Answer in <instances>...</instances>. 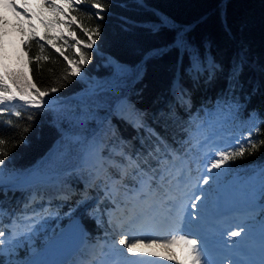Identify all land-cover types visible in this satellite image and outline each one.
Instances as JSON below:
<instances>
[{
    "label": "trees",
    "instance_id": "1",
    "mask_svg": "<svg viewBox=\"0 0 264 264\" xmlns=\"http://www.w3.org/2000/svg\"><path fill=\"white\" fill-rule=\"evenodd\" d=\"M94 4L103 5L102 21L95 16ZM37 9L42 12L41 30L27 32L26 65L6 64L0 75L22 74L23 87L57 88L50 96L61 101L39 111L13 102L0 113V139L6 141L0 145V177L18 179L34 171L43 175L19 185L0 180V207L5 210L1 231H6L7 222L24 226L29 218L44 214L52 218L50 223L57 221L61 229H68L67 234L79 228L93 242L112 231L116 215L121 216L118 207L128 210L133 200L142 208L155 200L168 204L167 192L175 187L179 191L178 174L186 171L182 161L197 173L199 165L191 160L200 152V140L235 137V143L251 127L253 139L258 144L264 141V0H83L73 10L66 9L69 20L63 23L68 33L57 29L58 13L46 6V0ZM97 24L100 35L93 37L95 45L83 46ZM178 36L202 59L222 65L224 75L218 73L207 82L204 74L194 82L187 74L188 53L176 46ZM40 44L45 45L42 50ZM78 48L88 62L73 75ZM238 54L246 60L239 77L243 87L228 91L227 71ZM177 80L187 90L183 102L173 95ZM7 82L19 93L12 80ZM118 102L124 103L123 111ZM96 140L103 143L102 175L82 161L84 148ZM223 168L216 176L223 181L232 179L240 185L257 173L264 188V144ZM140 179L153 197L140 192ZM111 185L117 190L114 194ZM251 185H245L247 194L252 193ZM128 195L132 200L126 199ZM258 198L264 201V191ZM245 218L264 240V207L247 212ZM125 226H120L122 232ZM64 237L60 234L61 242L54 244L37 242L33 253L21 251L22 264H43L52 253L54 263L66 264L59 248L66 243ZM84 255L79 252L73 261Z\"/></svg>",
    "mask_w": 264,
    "mask_h": 264
},
{
    "label": "rangeland",
    "instance_id": "2",
    "mask_svg": "<svg viewBox=\"0 0 264 264\" xmlns=\"http://www.w3.org/2000/svg\"><path fill=\"white\" fill-rule=\"evenodd\" d=\"M40 1L42 0H0V24H4L5 26L4 29L3 27L0 28V30L2 31V33L0 31V67H3L5 64L9 66L26 65L27 54L26 52H24L23 43L29 30H34L37 33L41 30L40 16L42 15V12L37 9ZM52 2L61 3L60 0H52ZM12 4L16 5L15 9L11 6ZM25 12L27 13V16L24 14ZM65 13L66 9L64 10V12L57 14L58 21H60L57 25V29L68 33L65 24L63 23V21L69 20ZM10 27L14 28V30L17 31L18 36H23L20 47L16 46L12 47V49H9V47L6 46V42H4V39L11 34V31L8 30V28ZM18 36L16 38H18ZM9 43L18 45L15 38L11 39ZM15 52H17V54ZM208 140H211V138L208 137ZM228 140H230V138L228 137L226 139L218 138L211 141V145L219 150L218 146L226 143ZM205 144V142L199 144V147H201L203 151L208 152L203 149V147L206 146ZM40 177L43 178V175L39 174L32 176L29 181L36 180ZM11 179L12 178L0 177L2 184L12 183ZM255 180H257V178H254V181ZM261 184L262 183H255L253 185V195L251 197H248L247 199H244L243 201L239 200L242 196L235 193V188H233L229 184L223 185L226 188L227 193L226 209L238 210L233 212V214L231 215L233 217L229 216L226 219H222V221L231 220L234 225L244 229L243 233L240 236L236 237L237 242L235 243V245L240 247L241 249L247 248L250 251L251 255L249 254L248 256H246L244 260L252 261L254 259H258L260 260V263L257 264H264V240L261 237L260 232L253 233L250 224H243L247 220V218L243 216L247 210H256L257 208H259V206H262V204L256 198V196L260 193ZM53 186L54 188H56L57 184H53ZM216 187H221V184L217 181H215V188ZM201 195L205 196V199L203 201L198 202L200 208L198 210H201L199 214L203 211L205 212L203 214L204 217L202 219V222H205L206 224H212L214 222L211 218L214 214L215 197L213 193L211 194L209 191L201 193ZM126 199L129 200L130 195L126 196ZM155 201L156 203L153 206V213L157 218L159 217V211L164 209V204H162V202L159 200ZM121 210L124 211V213L128 216L127 209L121 207ZM0 216H2L1 212ZM239 218L243 219V221H240ZM51 219H48V217L44 216V214H39L35 217L29 218L24 226L22 224L17 225L14 222H7V229H5V232L8 234L0 238L4 241L3 244H0V260H4V264H22L19 256L21 251H27L28 253L35 252L37 250V242L40 241H50L51 244L57 243L56 240H62V238H60V234L62 236H65L64 242L66 243L64 245H60L59 248L62 247V259L64 261L66 260V264H70L74 256H76L81 251H83L85 255L87 253V256L86 258L83 256L79 258L76 261L77 264H119L121 263L122 259H125L127 257L132 258L133 256L138 254L127 253V249L122 245H118V243L114 247V242L118 241L119 236L122 235L120 234L119 229L116 227L115 223H112V234L106 232L105 236L98 237L93 242H89L86 240L87 237L82 234L79 228H76L73 231H69L70 234H67L68 229H61L57 221H55L54 223H50ZM163 219L164 218L162 215V218L160 217L159 222H161ZM131 224L138 226V229L126 230V232L128 233V235L125 236L126 241L129 239V236H134L136 239H143L144 244H147L150 240L158 241V243L153 245L152 247L145 248L143 244L141 245V248L147 252V255H149V253L162 254L160 256L149 255L150 258L166 260L168 256L171 255L175 257V260L179 264H191L188 245L183 241H176L170 244L159 243V241L168 240L170 239L171 235L177 234L158 235L152 233L153 231L151 232L150 230H142L145 227L142 220L141 222H131ZM150 227H153L151 229H153L154 231L157 230L154 229V227H156L155 223ZM59 248L57 250H59ZM118 248L123 249L124 255H121L119 252H117L116 249ZM53 255L54 253L47 257L43 264H57L52 260Z\"/></svg>",
    "mask_w": 264,
    "mask_h": 264
},
{
    "label": "snow or ice",
    "instance_id": "3",
    "mask_svg": "<svg viewBox=\"0 0 264 264\" xmlns=\"http://www.w3.org/2000/svg\"><path fill=\"white\" fill-rule=\"evenodd\" d=\"M83 0H61V3H53L52 0H46V6L50 9L54 10L56 13L64 12L65 9L73 10L74 5L77 7ZM14 9L16 8L15 4L11 5ZM95 9H97L95 16L98 21H102L104 16L101 13L104 11L102 4H94L92 5ZM27 16V13H24ZM67 14V13H65ZM75 19V18H73ZM59 23L60 21H56ZM100 35V25L97 24V27L92 29L89 34V39L84 42L85 47L93 48L95 45V39L93 37H99ZM31 39V37H30ZM51 41H49L50 43ZM78 44L81 43L79 40L76 41ZM25 46L28 45V41H25ZM176 46L181 48L183 51L188 53L189 58V67L187 69V74L192 78L194 82H198L201 76L207 74V82H212L217 78V74L224 75V68L222 65L214 62L207 61L206 58L202 59L199 52L188 45L182 37L178 36L176 41ZM39 47L41 50L45 47L44 44H40ZM57 51H60L57 49ZM79 52L80 59L75 61L76 66L71 70L73 75H78L81 73L82 65L88 62V57L84 51L80 48L77 49ZM61 55H64L63 52H60ZM46 59V58H45ZM67 60L68 58L65 57ZM36 60L39 61L40 57L37 56ZM246 60L243 54H238V56L233 60L231 67L227 71V82H228V91H232L233 89L242 88L243 85L239 81V77L243 71V67ZM69 63H73V61L69 60ZM67 79V76L64 77ZM6 79L12 80V83L17 86L19 89V100L24 102V104L28 107H34L36 110H45L48 108V105L51 103V93H56L59 91L57 88H51L46 91H41L40 88L36 87L35 84L27 85V87H23L22 83L26 84V82H22V74L20 73H11L4 72L0 75V113H4L6 111V105L11 104L16 101V94L11 91L9 86L5 83ZM32 89L35 90V96H33ZM173 95L177 97V102H183L185 95H187V90L180 85L179 81H175L173 84ZM45 97H49L48 100ZM16 116H19L20 113H14ZM28 119H32L31 116ZM138 128H145L144 124L135 125ZM146 131L149 132L150 135H156L154 130L150 128H146ZM248 135L246 137L241 136L239 140H236L235 143L232 139L228 140L226 143L219 145V148H226L228 150H217L216 147L209 149L208 152H204L200 155L199 160L197 161L200 167L197 170V175L194 177L189 175L188 179L185 180V184L190 186L192 195H188V192H184V196H187V201L183 203L181 206L180 200L181 197L172 196L169 197L168 203L172 204V208L169 209V216L171 218L172 231H183L189 223H195L198 219V214L193 215L191 211L188 210V204H191L192 209H197L199 207L198 202H201L205 199L203 195H195V192L205 193L210 190L208 186H210L211 182L216 179V176L219 175L220 172L224 170L223 166H226L229 160H233L236 157L243 156L247 151L249 154L255 149H257L260 144H264V141H260L259 144L253 139L251 127L247 129ZM259 132V128L256 129ZM159 139V137H157ZM6 141L0 139V145H3ZM162 143V141H161ZM245 143L248 145L245 147ZM234 149V150H233ZM175 151V150H174ZM151 155V154H149ZM171 155V153H170ZM177 158V157H173ZM3 161L0 160V164ZM139 168V165H137ZM215 170V172H214ZM162 179H167L166 177H161ZM180 180H184L183 173H181ZM195 180V183H192V180ZM155 183V177L149 181V184L152 185ZM194 196V198H192ZM88 197H85L86 201ZM153 208L152 204L147 205L145 208L140 210L137 209L136 205H133L130 209H128V221L134 222L136 220H142L143 225L145 227L151 226L155 223L156 215L151 211ZM5 210L0 207V212H4ZM239 228L238 231H231L228 233L229 237H238L240 236L244 229ZM6 234L5 231H0V238L4 237ZM190 234V233H189ZM128 233H124L119 236V240L114 242V247L118 243V245H122L127 249V253L136 254L138 252H142L143 249L141 245L143 244L145 248L152 247L157 244L158 241L150 240L147 244H144L143 239H136L134 236H129V239L126 241L125 236ZM176 241H183L188 245L189 248V256L191 257V264H201V256L199 254L197 240L188 239L187 235H171L170 239L159 241L161 244H170ZM3 239H0V244H3ZM235 243V241H233ZM121 255H124L123 249H116ZM149 255L160 256L161 253H149ZM131 259V257H129ZM168 259H175L174 256L169 255Z\"/></svg>",
    "mask_w": 264,
    "mask_h": 264
},
{
    "label": "bare ground",
    "instance_id": "4",
    "mask_svg": "<svg viewBox=\"0 0 264 264\" xmlns=\"http://www.w3.org/2000/svg\"><path fill=\"white\" fill-rule=\"evenodd\" d=\"M2 27H3V29L5 28L4 24H0V28H2ZM8 30L11 31V34L7 38L4 39V42H6V46H8L9 49H12V47H16V46L20 47L21 46V42L23 40V36L22 37L18 36V33H17L16 30H14V28L10 27V28H8ZM1 33H2V31H1ZM17 36H18V38H16ZM14 38L16 39L18 45L17 44L14 45L12 43H9V41L11 39H14ZM12 45H14V46H12ZM6 46H4V47H6ZM15 53L17 54V52H15ZM17 56H19V55H17ZM163 212H166L165 209L159 211V214H158L159 217H157V218H159V219H160V217L162 218V213ZM168 217H170V216H168ZM157 218L155 220V225H156L157 228H159V231H160L164 227L163 221L165 220V217H164V220L161 221V222H159V219H157ZM224 232H226V231H224ZM226 236H227L226 239H224V243L226 244L224 247H226V249L235 250L236 252L240 253L241 258H244V256L248 255L247 248L246 249H241V248L235 246V243L237 242L236 241L237 240L236 237H229L228 234H226ZM233 241H235V243H233ZM170 260L171 259H168V258L166 260L150 258V256L147 255V252L145 250H143L142 252H138V254L133 256L131 259H129V257H127L125 259H122L121 260L122 261L121 264H166V263H170ZM239 264H250V262H246V263L245 262H239Z\"/></svg>",
    "mask_w": 264,
    "mask_h": 264
}]
</instances>
